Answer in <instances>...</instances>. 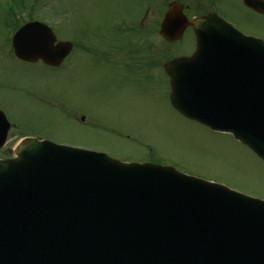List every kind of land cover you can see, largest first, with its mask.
Listing matches in <instances>:
<instances>
[{
    "label": "water",
    "instance_id": "1",
    "mask_svg": "<svg viewBox=\"0 0 264 264\" xmlns=\"http://www.w3.org/2000/svg\"><path fill=\"white\" fill-rule=\"evenodd\" d=\"M183 9L171 3L160 29L170 42L189 26L198 37L192 57L166 65L172 104L264 159V45L217 17L189 21ZM214 21L218 36L204 31ZM56 41L30 23L14 53L58 67L73 45ZM9 128L0 112V147ZM15 152L0 160V264H264L262 200L47 141L26 139Z\"/></svg>",
    "mask_w": 264,
    "mask_h": 264
},
{
    "label": "rangeland",
    "instance_id": "2",
    "mask_svg": "<svg viewBox=\"0 0 264 264\" xmlns=\"http://www.w3.org/2000/svg\"><path fill=\"white\" fill-rule=\"evenodd\" d=\"M139 1L50 0L46 21L56 27L58 40L72 39L86 45L82 32L92 38L96 25L103 23L99 29L102 35L108 25L114 24L115 16L123 15L122 27L130 31L125 34L126 44L136 45L139 59L145 57L148 43L157 52L189 55L194 46L191 33L171 46L156 33L165 0L153 1L143 20L144 29L134 33L133 27L139 28L142 17ZM183 1L194 10L195 0ZM226 12L242 20L243 11L236 2L227 6ZM243 24L257 29L260 26L253 17ZM88 46L102 56L124 59L126 65L133 49L113 53L96 39ZM7 47L6 31L0 27V108L13 125L0 159L14 155L11 150L21 137L43 138L59 144L98 147L126 162L162 157L185 173L264 199V161L232 135L214 132L175 111L157 71L154 85L130 88L124 74L82 50L75 49L61 68L54 69L41 62H21Z\"/></svg>",
    "mask_w": 264,
    "mask_h": 264
},
{
    "label": "flooded vegetation",
    "instance_id": "3",
    "mask_svg": "<svg viewBox=\"0 0 264 264\" xmlns=\"http://www.w3.org/2000/svg\"><path fill=\"white\" fill-rule=\"evenodd\" d=\"M236 2L238 8L243 11L242 20L237 19L226 12V7ZM264 0H199L196 10L202 15L216 12L219 16L226 19L236 29L246 35L254 36L264 40ZM257 18L260 26H245L243 23L250 18ZM112 55H104L101 57L102 62L109 63L115 72L124 74L128 87L133 85L154 84V77L156 71V63L154 55L149 54L146 58L137 59V55L131 54L127 57L128 64H125L124 59H117V57L110 58ZM120 62V63H118ZM124 68V71H122ZM164 73V72H163ZM166 77L164 73L163 78ZM165 82V79H164Z\"/></svg>",
    "mask_w": 264,
    "mask_h": 264
},
{
    "label": "trees",
    "instance_id": "4",
    "mask_svg": "<svg viewBox=\"0 0 264 264\" xmlns=\"http://www.w3.org/2000/svg\"><path fill=\"white\" fill-rule=\"evenodd\" d=\"M49 0H6L5 4L9 7H40L44 6V4H48ZM43 13L35 12L34 16L39 17ZM5 16V15H2ZM0 21L5 23L4 18H0ZM20 25L19 22L16 23V26Z\"/></svg>",
    "mask_w": 264,
    "mask_h": 264
}]
</instances>
